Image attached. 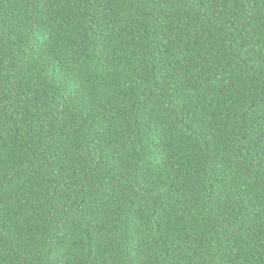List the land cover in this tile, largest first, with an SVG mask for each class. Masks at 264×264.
Masks as SVG:
<instances>
[{"label":"trees","instance_id":"trees-1","mask_svg":"<svg viewBox=\"0 0 264 264\" xmlns=\"http://www.w3.org/2000/svg\"><path fill=\"white\" fill-rule=\"evenodd\" d=\"M0 264H264V0H0Z\"/></svg>","mask_w":264,"mask_h":264}]
</instances>
